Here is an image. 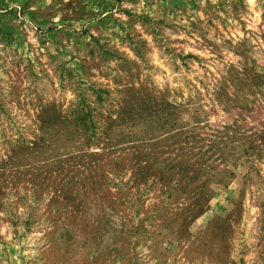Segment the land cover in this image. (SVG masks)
I'll list each match as a JSON object with an SVG mask.
<instances>
[{"label":"rangeland","instance_id":"374dc122","mask_svg":"<svg viewBox=\"0 0 264 264\" xmlns=\"http://www.w3.org/2000/svg\"><path fill=\"white\" fill-rule=\"evenodd\" d=\"M0 264H264V0H0Z\"/></svg>","mask_w":264,"mask_h":264}]
</instances>
